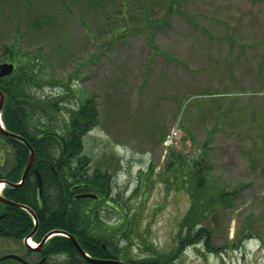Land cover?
<instances>
[{"label": "rangeland", "instance_id": "obj_1", "mask_svg": "<svg viewBox=\"0 0 264 264\" xmlns=\"http://www.w3.org/2000/svg\"><path fill=\"white\" fill-rule=\"evenodd\" d=\"M6 47L94 98L98 123L83 153L120 197L112 203L123 214L110 206L100 214L118 262L172 253L190 200L166 167L202 155L212 191L236 194L208 210L195 201L193 217L203 219L186 216L208 244L189 245L171 264H264V0H0V63ZM78 103L68 97L60 107ZM12 164L0 137V173ZM24 239L0 237V257L37 262Z\"/></svg>", "mask_w": 264, "mask_h": 264}, {"label": "trees", "instance_id": "obj_2", "mask_svg": "<svg viewBox=\"0 0 264 264\" xmlns=\"http://www.w3.org/2000/svg\"><path fill=\"white\" fill-rule=\"evenodd\" d=\"M3 55L2 63L14 65V71L10 76L0 78L3 124L9 133L21 137L32 148L34 160L31 168L39 174L42 185L41 196L38 198L36 179L31 170L20 186L16 188L6 186L3 197L25 205L34 212L37 226L32 239L36 242H40L49 230H61L72 235L90 257L117 260L119 252L113 246L111 228H108L100 214L103 206H110L112 211L123 214L122 204L118 202L120 197L117 196V199L112 197L110 177L91 166L83 153V138L98 123L94 98L76 95L69 87V82L61 84L60 81L43 76L37 67L35 56L24 58L20 50L14 47H6ZM71 77L72 75L69 78ZM54 86L64 88L63 95L51 97L35 95L32 92L33 87L44 89ZM68 97L79 101V105L66 111L60 106L65 104ZM62 113L67 114L66 120ZM0 137L13 151V164L5 174L1 173L2 178L8 183L15 184L26 166L29 150L24 143L15 138L2 134ZM190 159L192 160H185L179 155L170 158L166 171L173 172L166 175L174 179L173 184L178 191L183 193L186 191L190 200L186 215L189 214L191 222L196 224L203 219L193 217L196 200L208 210L211 209V205L213 207L223 205L236 193H229L224 189L217 190L216 187V190L212 191L214 186L210 182L205 156ZM80 194H90L96 198H78ZM116 200L118 201L112 203ZM186 215L179 223V233L171 254L159 256L152 253L148 257L127 263L171 264L189 245L205 241L206 246L209 236L203 234L204 229H196L195 226L198 224L193 226ZM33 230L32 218L27 212L0 202L1 238L18 241ZM207 250L213 252L209 248ZM62 254H67L72 264H89L77 252L72 242L61 236L51 238L36 255H39L38 261L45 258L42 264H52L55 262L54 258Z\"/></svg>", "mask_w": 264, "mask_h": 264}, {"label": "water", "instance_id": "obj_3", "mask_svg": "<svg viewBox=\"0 0 264 264\" xmlns=\"http://www.w3.org/2000/svg\"><path fill=\"white\" fill-rule=\"evenodd\" d=\"M12 72H13V65H12V64H7V63L0 64V78H2V77H6V76H9ZM1 107H2V97L0 96V111H1ZM0 132H1L2 134L6 135V136H11V137H15V138L17 137V136H15V135H12V134H10V133H7L3 128H1V126H0ZM17 138H19V137H17ZM24 143H25V144L28 146V148L30 149L29 145H28L26 142H24ZM33 156H34V153H33V151L30 149V157H29V160H28V162H27V164H26V167H25V169H24V172H23V174H22L21 181H20V183H18V184H10L12 187L16 188V187H18V186L24 181V179H25V177H26V175H27V173H28V171H29V169H30V167H31V164H32V161H33ZM35 174H36V178H37V186H38L39 193H40V192H41L40 178H39L37 172H35ZM0 177H1V175H0ZM77 197H78V198H91V199H94V198H95V196L90 195V194H81V195H78ZM0 202L5 203V204H9V205H12V206H16V207H19V208H21V209H24V210L28 211V212L31 214V216L33 217V219L35 220L32 210H31L30 208H28L27 206L20 205V204H16V203H13V202H10V201H8V200L2 198L1 196H0ZM34 222H35V226H36V220H35ZM34 230H35V229H34ZM58 234H63V232H60V231H58V230H55V231H52V232L48 233V234L43 238V240H42V242H41V245H42L43 243H45V242L47 241V239H49L51 236L58 235ZM68 237L70 238V240H71L72 243L74 244V246H75V248L77 249V251H78L81 255L86 256L85 253H84V252L82 251V249L80 248V246L78 245V243L76 242V240H75L72 236H68ZM26 239H27V238H26ZM25 241H26V240H25ZM26 246L29 248V246L27 245V242H26ZM5 258H7V259L11 258V259H14V260L20 261L22 264H27V263L23 262L19 257L14 256V255L4 256V257L1 258V260H2V259H5ZM89 262H90V263H94V264H106V263H108V264H124V263L117 262V261H103V260H96V259H89ZM69 264H70V263H69Z\"/></svg>", "mask_w": 264, "mask_h": 264}, {"label": "flooded vegetation", "instance_id": "obj_4", "mask_svg": "<svg viewBox=\"0 0 264 264\" xmlns=\"http://www.w3.org/2000/svg\"><path fill=\"white\" fill-rule=\"evenodd\" d=\"M31 170H32V168H30L29 172H30ZM29 172H28V173H29ZM32 172H33V170H32ZM38 198H40V197H38ZM50 231H52V230L47 231V233L50 232ZM35 232H36V230H35ZM47 233H46V234H47ZM34 234H35V233H34ZM43 237H44V236H43ZM46 243H47V242H45V243L42 244V245H39L37 251L41 250L42 247H43V245H45ZM39 244H40V243H39ZM62 255H63V256L65 257V259H67L68 261L71 260V259H68V258H67V256H68L67 254H65V255L62 254ZM66 255H67V256H66ZM60 256H61V255H58L57 257H60ZM57 257H56V258H57ZM92 258H93V257H92ZM44 261H45V258H43V259L40 261V263L42 264V262H44ZM87 262H88V261H87ZM89 264H90V263H89Z\"/></svg>", "mask_w": 264, "mask_h": 264}, {"label": "bare ground", "instance_id": "obj_5", "mask_svg": "<svg viewBox=\"0 0 264 264\" xmlns=\"http://www.w3.org/2000/svg\"><path fill=\"white\" fill-rule=\"evenodd\" d=\"M2 190V184L0 185V191ZM28 244L29 246H31V248H33L35 246L34 242L28 240Z\"/></svg>", "mask_w": 264, "mask_h": 264}]
</instances>
